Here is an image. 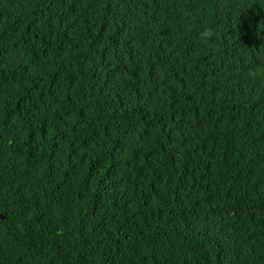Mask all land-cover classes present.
Wrapping results in <instances>:
<instances>
[{
    "label": "trees",
    "instance_id": "1",
    "mask_svg": "<svg viewBox=\"0 0 264 264\" xmlns=\"http://www.w3.org/2000/svg\"><path fill=\"white\" fill-rule=\"evenodd\" d=\"M257 67L264 0H0V264H264Z\"/></svg>",
    "mask_w": 264,
    "mask_h": 264
},
{
    "label": "clouds",
    "instance_id": "2",
    "mask_svg": "<svg viewBox=\"0 0 264 264\" xmlns=\"http://www.w3.org/2000/svg\"><path fill=\"white\" fill-rule=\"evenodd\" d=\"M213 35V32L211 29H204L201 33L202 38H211ZM250 77L252 79H255L257 81H264V69L257 67L255 69H251L249 73Z\"/></svg>",
    "mask_w": 264,
    "mask_h": 264
}]
</instances>
